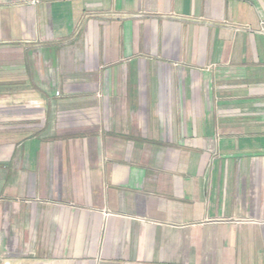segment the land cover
<instances>
[{
    "label": "crops",
    "instance_id": "0c3cea01",
    "mask_svg": "<svg viewBox=\"0 0 264 264\" xmlns=\"http://www.w3.org/2000/svg\"><path fill=\"white\" fill-rule=\"evenodd\" d=\"M264 264V0H0V264Z\"/></svg>",
    "mask_w": 264,
    "mask_h": 264
},
{
    "label": "built area",
    "instance_id": "2783aa9c",
    "mask_svg": "<svg viewBox=\"0 0 264 264\" xmlns=\"http://www.w3.org/2000/svg\"><path fill=\"white\" fill-rule=\"evenodd\" d=\"M2 264H5V263H2Z\"/></svg>",
    "mask_w": 264,
    "mask_h": 264
}]
</instances>
